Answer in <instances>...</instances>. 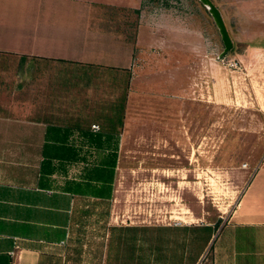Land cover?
<instances>
[{
  "label": "crops",
  "instance_id": "obj_1",
  "mask_svg": "<svg viewBox=\"0 0 264 264\" xmlns=\"http://www.w3.org/2000/svg\"><path fill=\"white\" fill-rule=\"evenodd\" d=\"M141 3L0 0V264H65L74 214L89 207L106 213L131 100L142 98L136 89L145 74L156 67L160 73L159 65L144 64L155 48L153 39L146 41ZM48 63L74 75L46 81L39 74ZM105 227L109 234L113 225ZM208 228L186 223L122 231ZM216 229L213 241L212 235L195 238L190 260L177 245L161 249L155 237L152 244L142 237L121 241V256L106 264H264V163Z\"/></svg>",
  "mask_w": 264,
  "mask_h": 264
},
{
  "label": "rangeland",
  "instance_id": "obj_2",
  "mask_svg": "<svg viewBox=\"0 0 264 264\" xmlns=\"http://www.w3.org/2000/svg\"><path fill=\"white\" fill-rule=\"evenodd\" d=\"M210 1L232 44L223 56L218 32L198 0H142L146 41L153 39L155 48L144 64L159 65L160 73L156 67L139 81L142 98L131 100L113 199L106 213L89 207L74 214L65 264H106L121 256V241L142 237L151 244L156 239L161 249L177 245L190 260L195 238L214 240L250 175L264 163V0ZM48 65L39 74L46 81L74 75ZM18 94L24 99L25 89ZM186 223L211 228L122 231ZM106 224L113 225L109 234ZM106 240L114 241L111 248Z\"/></svg>",
  "mask_w": 264,
  "mask_h": 264
},
{
  "label": "water",
  "instance_id": "obj_3",
  "mask_svg": "<svg viewBox=\"0 0 264 264\" xmlns=\"http://www.w3.org/2000/svg\"><path fill=\"white\" fill-rule=\"evenodd\" d=\"M199 3L205 7L208 15L210 16L217 32L220 38V42L222 44V52L220 56H223L225 53H227L231 47L232 44L230 42V39L227 35L226 29L224 27V24L222 22V19L220 17V14L217 10V8L211 3L210 0H198Z\"/></svg>",
  "mask_w": 264,
  "mask_h": 264
},
{
  "label": "built area",
  "instance_id": "obj_4",
  "mask_svg": "<svg viewBox=\"0 0 264 264\" xmlns=\"http://www.w3.org/2000/svg\"><path fill=\"white\" fill-rule=\"evenodd\" d=\"M92 128H93V129H96V126H93ZM10 254L12 255V253H10Z\"/></svg>",
  "mask_w": 264,
  "mask_h": 264
}]
</instances>
